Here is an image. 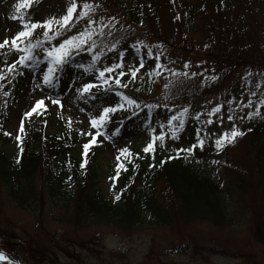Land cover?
I'll use <instances>...</instances> for the list:
<instances>
[{
    "label": "rangeland",
    "instance_id": "374dc122",
    "mask_svg": "<svg viewBox=\"0 0 264 264\" xmlns=\"http://www.w3.org/2000/svg\"><path fill=\"white\" fill-rule=\"evenodd\" d=\"M33 1L39 3L31 13L40 22L66 15L73 2ZM75 2L78 8L71 27L63 30L52 46L86 29L97 35L102 32L107 42L81 59L80 63L88 61V65L69 64L65 77L56 74L51 86L42 85L47 72L45 49L50 45L35 53L34 64L19 78L16 99L6 108L7 119L2 129L12 139L23 137L26 128L32 126L49 135L67 133L78 137L80 142L90 143L92 137L82 133L97 131L91 127V118L103 107L123 104L124 93L109 90L81 95L77 89L86 82L101 85L94 88L98 91L108 89L97 72L102 67L116 65L121 56L125 72L139 67L140 58L145 62L135 80L130 75L122 78L127 87L121 88L132 91L130 99L139 107L124 106L111 113L109 123L99 129L100 135L96 137L99 188L109 201L115 197L118 166L122 165L119 167L122 172L125 168L120 150H142L165 130V145H170L174 141L172 128L168 126L172 116L181 117L183 113L184 125L179 131L190 132L202 124L209 145L233 128L242 131L246 124L257 123L260 114L257 99L264 101V0H227L221 9L205 4V13L195 15L191 32L183 24L180 5H172L169 0L147 1L143 9L149 14L144 25L130 21V0L115 8L111 7L113 4L103 6V0ZM85 2L92 5V10L82 16L87 11L82 7ZM18 4L19 0H0V42L5 38L11 42L22 30L20 21L12 18L18 15ZM89 20L95 23L89 24ZM94 54L99 56L97 61L93 60ZM19 55L13 54L9 62H16ZM92 64L95 70L85 71ZM16 69L3 72L6 83L12 81ZM114 87L118 86L112 83L111 89ZM46 97L50 98L45 99L46 110L24 117L38 99ZM51 99L59 100L63 107L52 104ZM126 109L136 114L128 122L119 121ZM112 117L117 121L112 122ZM21 122L24 132L19 131ZM243 137L228 143L222 154V160L238 170L246 168L255 155ZM4 150L13 155L18 152V146L13 143ZM35 186L38 197L35 196L37 201L33 205L36 207L25 209L10 198L0 178V252L14 264H264V230L258 223L262 213L257 198V235H254V219L249 208L253 198L249 192L241 193L237 208L231 210L233 224L228 227L199 221L159 227L144 216V221L134 230L124 231L97 223L89 226L83 222L71 223L72 212L66 213L63 203L54 204L41 194L39 178ZM162 190L166 205L176 211L172 195L167 189Z\"/></svg>",
    "mask_w": 264,
    "mask_h": 264
},
{
    "label": "trees",
    "instance_id": "16d2710c",
    "mask_svg": "<svg viewBox=\"0 0 264 264\" xmlns=\"http://www.w3.org/2000/svg\"><path fill=\"white\" fill-rule=\"evenodd\" d=\"M114 1L103 0L102 5L113 4L111 7L115 8L124 2V0H118L115 3ZM147 1L150 2V0H130L132 5L128 7V15L131 22L142 25L146 23L145 17L149 12L146 8L143 9V6ZM169 2L172 5H180L184 16L183 24L190 32L194 31L192 24L195 15L205 13V4L216 6L219 9L227 5V0H169ZM37 3L33 1L30 8L19 12L18 15L24 17L26 21L40 22L31 13ZM198 6H201L200 10L196 9ZM43 32V28H37L31 38L32 43L37 40L41 41V45L33 50L35 58L37 56L35 53L40 48H47L50 45L44 43ZM56 37H52L51 45ZM106 39L107 37L102 35H96L93 38L98 46L107 42ZM88 52H76L58 72V75L65 77L66 67L69 64L72 66L89 64L88 61L80 63ZM15 53L16 51L10 47L0 49V70L3 72L7 70L6 64L11 65L9 61ZM141 61L144 64L145 59L141 58ZM33 64L34 62L27 67L18 65L9 83L0 80V84L3 85L0 88V178L10 198L18 206L25 209L36 207V204L33 205L37 201L35 196L38 197L35 182L39 178L41 194L46 195L54 204L62 205L63 203L64 210H67L66 213L72 212L71 223L75 225H81L82 222L87 226L97 223L132 231L144 221V216H147L150 222L153 221L159 227H170L175 222L181 221L184 223L211 222L218 227H228L233 224L231 210L237 208L239 197H242L241 193L249 192L253 198H250L249 208L254 219V235H257V198L262 213L258 223L259 227L264 230L263 100L257 99V107L260 111L257 123H248L242 129L243 138L248 140L249 148L255 152L249 165L243 170H238L232 164L227 165L222 160V154L229 144L225 143L221 149H217L215 143L209 145L208 134L202 124H199L190 132L178 131L177 138L173 139L170 145H165V141L161 145L160 139L157 138L154 153H145L143 149H128L131 155L127 153L122 155L125 168L123 172L119 171L118 176L116 171L117 180L114 183L115 195L120 194V199L109 201L99 188L100 174L95 166L99 146L96 143H89L85 156L83 146L86 143L78 141V137H72L67 133L49 135L42 130L28 126L20 140H14L4 134L2 125L7 119V105L17 97L20 76L26 74L25 70ZM259 82L262 84L261 81ZM214 83L215 81L211 85ZM122 91L129 98L133 96L131 90L123 88ZM4 92H8L9 95L5 96ZM103 93L105 91L92 90V95ZM203 93L204 91L198 96ZM123 105L127 108L131 107L126 101ZM133 114L132 110L126 109L122 121L128 122ZM116 121L112 117V122ZM163 135L166 137V132ZM198 136L205 142L202 150L197 147L191 155L181 152L178 157L176 156L177 149L196 144ZM13 143L17 144L18 152L16 150V154L12 155L4 148ZM169 156L175 158L168 159ZM85 160L86 164H84ZM161 160L165 161L162 165ZM82 164L84 167H81ZM162 188L167 189L172 195L177 204L176 211L175 209L171 211L172 208L166 205L163 199L165 190ZM231 203L234 204L233 207Z\"/></svg>",
    "mask_w": 264,
    "mask_h": 264
},
{
    "label": "snow or ice",
    "instance_id": "6c2138e0",
    "mask_svg": "<svg viewBox=\"0 0 264 264\" xmlns=\"http://www.w3.org/2000/svg\"><path fill=\"white\" fill-rule=\"evenodd\" d=\"M33 0H19V4L17 7V12L24 11L31 7ZM83 9L87 10L82 13V16L88 15V12L92 10V5L85 2L83 4ZM78 8L77 3L75 0L70 4V6L67 8L66 15L62 16L61 18L57 19L55 17L50 18L43 22H31L26 21L24 17L22 16H14L13 19H18L21 21V27L22 30L18 31L16 35L11 39V42L8 38H5L3 42H0V49H3L5 47H10L11 49H14L16 52L21 53L19 55L18 60L11 65H7L8 72H13L17 68V64L21 67H27L29 64L33 63L35 61V56L33 54V50L41 45V41L37 40L35 43L31 42V38L33 36V33L35 29L37 28H43V36L45 38L44 43H49L50 46L45 49V53L47 56V72L42 77V85L51 86L54 81L56 80V74L60 70H62L63 66L70 60V58L76 53L80 51H93L95 53V50L99 47L96 42L93 40V36L97 35V33L91 29H86L84 31L78 32L76 35H73L71 37H68L64 39L62 42L52 46L51 45V39L54 36H59L62 34L63 30H67L71 27V23L74 19V13L76 12ZM95 21L89 20V24H94ZM51 34V35H50ZM100 35H103V33H99ZM23 45V46H21ZM115 45H112V48L115 49ZM99 59L98 54L93 55V60L97 61ZM143 67V62L141 61L139 64V67H133L128 72L124 71L125 65L123 63V57L121 56L120 62L116 65L112 66H105L98 70L97 75L102 82V85H106L108 89H111L112 83H114L118 87H127L126 84L122 83V78L126 75H130V77L135 80L137 78L139 69ZM162 67L161 65H157V68ZM95 70V64L89 65L88 68L85 69V71H92ZM160 73L157 72V75ZM187 75V73H185ZM195 75V73H193ZM5 76L3 75V70H0V80H4ZM41 85H37V87H40ZM101 85L94 83V82H86L82 85L81 88H78L77 91L83 94H92V89L98 88ZM3 85L0 84V88H2ZM4 95H9L8 92H4ZM45 99L50 98H41L38 99L35 104L30 108V110L26 111L24 113L25 118H30L33 116V114H41L43 110L47 109V104L45 103ZM122 99L126 101L129 105H134L135 107H139V104L134 99H130L127 96H122ZM52 104L59 105L61 108L63 107L59 100L57 99H51ZM124 107L123 104H117L116 106H107L103 107L102 110L95 116H93L90 120L91 127L93 129H96L97 131L95 133L89 132V133H82L83 135L91 136L92 139L90 141L91 144H95L96 137L100 135L99 129L103 128L106 123L110 119V114L117 111V109H122ZM184 112H187V109L184 110ZM257 115L259 113H256ZM183 116V113L181 114V117ZM178 116H172L171 119L168 122V126L172 128L171 136L173 139L177 138V132L180 128L184 125V120ZM251 118V116H249ZM229 119H232V117H229ZM175 122V123H174ZM20 132H24L23 122H21ZM5 135H9V133H5ZM244 133L237 129L233 128V130L230 133H225L223 136L218 138L215 141V146L217 149H221L225 143H232L238 136H242ZM161 141V145H163V141L165 139L164 135H161L159 137ZM17 140H20V137L17 136ZM155 140L156 137H153L152 142L147 144V146L143 149L145 153L153 152L155 150ZM204 140L200 139L199 136L197 138V143L193 144L187 148H180L176 150V156L178 157L181 152L186 153L188 155H191L194 153V150L199 147L201 150L204 147ZM84 154L87 155L88 149H89V143L84 144ZM22 151V149H21ZM131 155V153L128 152V149H121L120 155L124 154ZM175 157L169 156L168 159H173ZM187 158V156L185 157ZM119 159V157H117ZM164 160H161V165L164 163ZM17 163H19V159H17ZM87 161H84V164H86ZM84 164L81 165V167H84ZM154 166V165H150ZM119 167H122V165L118 166L117 169V176L119 175ZM115 200L120 199V194H116L114 197ZM0 261H6L7 264H12V261L9 260V258L3 253L0 252Z\"/></svg>",
    "mask_w": 264,
    "mask_h": 264
}]
</instances>
